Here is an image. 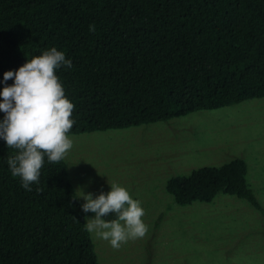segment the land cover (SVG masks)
<instances>
[{
	"label": "trees",
	"instance_id": "trees-1",
	"mask_svg": "<svg viewBox=\"0 0 264 264\" xmlns=\"http://www.w3.org/2000/svg\"><path fill=\"white\" fill-rule=\"evenodd\" d=\"M52 47L73 64L56 72L75 106L68 135L264 98V0H0V91L14 84L4 73ZM14 154L0 139V264H100L84 227L94 214L82 211L65 159L45 157L28 192L8 168ZM247 176L238 158L173 177L167 191L181 206L224 193L264 213Z\"/></svg>",
	"mask_w": 264,
	"mask_h": 264
},
{
	"label": "rangeland",
	"instance_id": "rangeland-1",
	"mask_svg": "<svg viewBox=\"0 0 264 264\" xmlns=\"http://www.w3.org/2000/svg\"><path fill=\"white\" fill-rule=\"evenodd\" d=\"M69 137L73 148L65 161L75 190L83 187L95 198L116 182L142 202L146 213V236L119 250L91 234L100 264H264L261 210L224 193L211 202L181 206L167 191L173 177L241 158L264 208V98Z\"/></svg>",
	"mask_w": 264,
	"mask_h": 264
},
{
	"label": "clouds",
	"instance_id": "clouds-1",
	"mask_svg": "<svg viewBox=\"0 0 264 264\" xmlns=\"http://www.w3.org/2000/svg\"><path fill=\"white\" fill-rule=\"evenodd\" d=\"M89 31L95 32V26L90 25ZM62 66L71 69L73 64L64 52L52 47L27 60L17 71L4 73L3 82L14 79V84L0 91V112L4 113L0 139L15 151L7 158V165L11 175L19 177L21 187L28 192L33 190L32 184H39L45 157L49 163H59L73 148L68 133L75 124L72 119L75 106L56 75ZM109 186L110 192L101 191L95 198L91 192L86 194L83 187H78L75 193L84 201L82 211L94 214L85 218V230L119 250L130 240L144 238L149 228L142 219L146 214L142 202L134 200L116 182ZM109 214H114L115 219L106 220Z\"/></svg>",
	"mask_w": 264,
	"mask_h": 264
}]
</instances>
